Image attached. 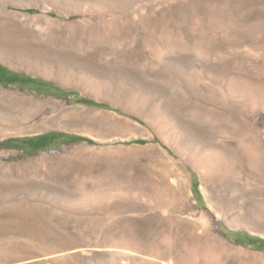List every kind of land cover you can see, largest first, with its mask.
<instances>
[{
  "label": "rangeland",
  "instance_id": "1",
  "mask_svg": "<svg viewBox=\"0 0 264 264\" xmlns=\"http://www.w3.org/2000/svg\"><path fill=\"white\" fill-rule=\"evenodd\" d=\"M119 1L0 0V264H264V0Z\"/></svg>",
  "mask_w": 264,
  "mask_h": 264
},
{
  "label": "bare ground",
  "instance_id": "2",
  "mask_svg": "<svg viewBox=\"0 0 264 264\" xmlns=\"http://www.w3.org/2000/svg\"><path fill=\"white\" fill-rule=\"evenodd\" d=\"M75 1V0H74ZM106 4L111 5L112 2L111 0H103ZM120 9L122 8H132L135 16L142 18L143 17V12L141 11V8L143 7V4L141 1L138 0H120ZM98 3V2H97ZM114 3V2H113ZM112 7H116L117 4H113L111 5ZM110 6V7H111ZM153 6V5H152ZM117 8V7H116ZM144 8V7H143ZM125 10V9H124ZM130 11V10H129ZM120 18V17H119ZM163 18V17H162ZM222 18V16H221ZM165 19V18H164ZM236 19V18H235ZM2 20V19H1ZM0 20V21H1ZM123 20V19H122ZM121 20V21H122ZM221 20V19H220ZM116 21V20H115ZM124 21V20H123ZM166 21V20H165ZM3 22V20H2ZM108 22V21H107ZM114 23V21H113ZM4 26V25H3ZM7 25H5L4 27H6ZM1 27V25H0ZM3 27V28H4ZM12 27V26H11ZM2 28V29H3ZM242 28V27H241ZM5 32V31H4ZM14 32V31H13ZM10 33V32H9ZM131 33V32H130ZM3 34V33H2ZM8 34V33H7ZM11 34V33H10ZM232 35V34H231ZM157 36V35H156ZM18 37V36H17ZM161 37V36H160ZM5 49V47H2V49ZM7 49V48H6ZM44 51V48H41ZM9 50V49H8ZM7 53H1L0 54V58L2 60L5 61V63L11 64V57L15 56L12 52V54L10 52ZM176 51V50H175ZM5 52V51H4ZM116 55V54H115ZM165 55V54H164ZM160 56V55H159ZM31 57V56H30ZM8 60V62H7ZM14 61V60H13ZM130 61V60H129ZM17 62L20 61H16V64H19ZM41 62V63H39ZM30 65L31 69L37 71L38 73L41 74H47L49 76H55L56 80L60 83L63 84H74L77 87H79L82 90L85 91H90V92H104V91H110L116 88L117 84L114 85L113 83L111 84L110 81L106 80V79H97V78H93L92 76H72L71 74H69V71L62 67L60 68V66H55V64L51 63H47L45 62L42 58L38 57H31L30 63L28 64ZM151 66V65H150ZM26 68L28 69V66H26ZM63 70H67L66 72H64ZM180 71V69H179ZM63 72V74L61 73ZM119 74V73H118ZM193 77V76H192ZM115 80V79H114ZM113 80V81H114ZM116 82V81H115ZM122 82V81H121ZM120 82V83H121ZM158 82V80H157ZM247 83V82H246ZM122 84V83H121ZM119 86V85H118ZM121 86V85H120ZM119 86V87H120ZM144 86V85H143ZM174 86V85H173ZM123 87V86H122ZM118 91V90H117ZM111 92V91H110ZM113 92V91H112ZM120 92V91H119ZM105 93V92H104ZM179 93V92H178ZM208 93V92H207ZM110 94V93H109ZM113 94V93H112ZM129 95V94H128ZM183 97V96H182ZM114 98V97H113ZM125 98V96H124ZM221 98V97H220ZM219 98V99H220ZM120 100V99H119ZM217 100V99H216ZM121 101V100H120ZM206 103V102H205ZM2 105V104H1ZM0 105V118H2L3 116L6 117L5 118H9L11 117L10 113L8 112L7 108L5 106H1ZM235 106V105H234ZM237 111V110H236ZM223 119V117H222ZM234 131V130H233ZM97 139V138H96ZM252 147V146H251ZM226 160V159H224ZM230 160V158H229ZM256 165V164H255ZM228 168V167H227ZM245 192V191H244ZM247 206V205H246ZM259 208V207H258Z\"/></svg>",
  "mask_w": 264,
  "mask_h": 264
},
{
  "label": "crops",
  "instance_id": "3",
  "mask_svg": "<svg viewBox=\"0 0 264 264\" xmlns=\"http://www.w3.org/2000/svg\"><path fill=\"white\" fill-rule=\"evenodd\" d=\"M229 234H230V233H229ZM230 236H231V240L234 241V242H236V241L239 240V239L237 238L236 234H234V233H231ZM248 239H249V240H254V239H251V238L247 235V237L245 238L246 242H248ZM256 239H258L259 241L262 240V239H259V237H256ZM248 244H250V242H248Z\"/></svg>",
  "mask_w": 264,
  "mask_h": 264
}]
</instances>
